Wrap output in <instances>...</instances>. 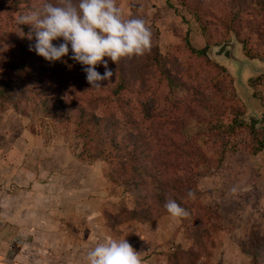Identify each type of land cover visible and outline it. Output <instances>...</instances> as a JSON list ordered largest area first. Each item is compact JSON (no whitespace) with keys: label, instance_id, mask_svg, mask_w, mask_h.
Listing matches in <instances>:
<instances>
[{"label":"rangeland","instance_id":"rangeland-1","mask_svg":"<svg viewBox=\"0 0 264 264\" xmlns=\"http://www.w3.org/2000/svg\"><path fill=\"white\" fill-rule=\"evenodd\" d=\"M116 2L123 19L145 21L152 42L142 56L123 58L118 64L109 60L112 82H102L99 89L90 88L79 63L64 57L67 63L50 64L29 50L34 40L22 36L20 29L28 33L30 26L18 25L17 20L41 10L45 0H3L0 6V60L10 55L9 62L16 63L0 66V90L6 92L0 97V143L16 142L18 156L13 160L18 171H36L39 190L70 193L69 204L59 203L55 214L63 211L71 221L45 225L50 237H61L66 244L48 247L54 249L53 264H85L101 236L125 237L141 252L142 264H264V149L252 154L264 133V0ZM233 42L237 49L231 52ZM206 46L205 55L191 51ZM221 46L225 48L216 56ZM23 60L27 67L20 72L18 62ZM96 70L101 75L105 71L102 65ZM118 84L124 85L120 95L130 100L125 104L127 116L137 122L136 131L145 133L153 153L179 141L177 120L191 118L187 128L192 133L197 128L212 131L197 142L203 150L225 147L222 161L210 170L192 167V173L178 166L143 185L128 178L131 169L126 176L113 174L109 163L79 156L83 139L73 123L75 110L64 122L63 116L51 118L41 109H27L24 99L18 105L22 90L31 88L81 102L98 93L111 96L107 87ZM113 107L109 116L119 122L123 114L115 103ZM237 113L239 120L255 121L254 135L237 127L230 144H225L221 133L215 135L223 131L216 125ZM178 177H189L184 189L195 194L182 200L189 215H159L158 199L173 196V180ZM158 187L163 194L156 192ZM96 209L100 220L80 217ZM255 251L263 261L254 257Z\"/></svg>","mask_w":264,"mask_h":264},{"label":"trees","instance_id":"trees-1","mask_svg":"<svg viewBox=\"0 0 264 264\" xmlns=\"http://www.w3.org/2000/svg\"><path fill=\"white\" fill-rule=\"evenodd\" d=\"M2 3L3 0H0V6H2ZM206 50L207 46L201 50L191 49L192 52L199 55H205ZM10 58H12L10 55L1 58L0 66L5 65L10 67L13 65L9 62ZM2 61L4 64H2ZM26 67L27 62L25 60L18 62V71L20 70L21 72L23 69H26ZM123 89L124 85L122 84L112 87L111 90L107 87L106 92L111 96L103 97L98 93L90 98L85 97L83 101L78 102L77 100L55 98L43 90L31 88L27 91L22 90L23 98H20L18 105L21 104L24 99L23 104L27 109H41L51 118L63 116L62 120L64 122L72 118V110H75L73 123L76 126L75 130L77 135L83 139V150L79 153V156H93L94 158H99L109 163L113 174L117 173L126 176L131 169L128 178L140 182L143 185H147V183L153 179H160L172 170H177L176 168H178V166H181V171L192 173V167H194L195 171L201 168L210 170L215 163H220L222 161L226 153L225 147L212 151L203 150L202 145L197 144V142L201 138H208L212 134V131L205 129L198 130L197 128V132L195 131L192 133V131L187 128L191 123V118H187L186 122L177 120L176 124L180 131L179 141H171L168 149H154L155 151L153 153V147L148 143L145 133L142 131L138 132V130L136 131L137 122L127 116L125 104L129 105L130 100L120 95ZM29 93L31 96L26 98V94ZM4 94H6L5 90H0V97ZM14 97L15 95L12 96L11 99H14ZM115 97L116 99H114ZM114 103L116 109L123 114V119L119 122L111 119L109 116L115 112V110H113ZM97 109H99L100 113H96ZM196 121L197 124H199L205 122L206 118ZM254 126L255 121L247 123L239 120L237 113L227 123L216 125V129L223 131H216L215 135L221 133L223 142H225V144H230L231 136L234 134L237 127L250 130V133L254 135ZM212 127L213 126H211V128ZM263 149L264 133L263 138L257 142V146L252 154H256ZM166 159H172L171 163ZM120 170L123 172H119ZM188 175L190 176V174ZM172 180V178L168 179L169 182ZM185 180L188 181L189 177H186V179L184 177V180L179 179V177L177 179L175 178L173 180L174 187L171 192L173 196H162L158 199L157 204H159L161 208V214L159 215L168 214L164 207L168 200H175L181 207L187 210L186 205H184L182 201L185 196H187L186 194H188V190H185L183 185V182H186ZM161 185L164 184L161 183ZM160 188L161 187H158L156 189L157 193H162ZM261 256H263L261 253L255 251L254 257H256L258 261H263Z\"/></svg>","mask_w":264,"mask_h":264},{"label":"clouds","instance_id":"clouds-1","mask_svg":"<svg viewBox=\"0 0 264 264\" xmlns=\"http://www.w3.org/2000/svg\"><path fill=\"white\" fill-rule=\"evenodd\" d=\"M17 23L30 26L28 33L20 29L22 36L34 40L30 51L50 64L67 63L64 57L79 63L93 89L112 82L109 60L118 64L123 58L142 56L152 42L145 21L123 19L116 0H45L41 10L19 16ZM101 65L103 75L96 70ZM194 195L188 192L190 198ZM164 207L172 218L189 215L175 200H168ZM142 260L141 252L125 237L101 236L88 251L85 264H142Z\"/></svg>","mask_w":264,"mask_h":264},{"label":"crops","instance_id":"crops-1","mask_svg":"<svg viewBox=\"0 0 264 264\" xmlns=\"http://www.w3.org/2000/svg\"><path fill=\"white\" fill-rule=\"evenodd\" d=\"M16 146L13 140L0 143V264H53L52 248L66 244L61 237H50L45 225H64L65 214H55L60 211L55 206L69 204L70 193L59 190L54 195L50 187L39 190L36 171H18L17 159L13 160L18 156ZM92 216L100 220L101 212L85 210L80 217Z\"/></svg>","mask_w":264,"mask_h":264},{"label":"water","instance_id":"water-1","mask_svg":"<svg viewBox=\"0 0 264 264\" xmlns=\"http://www.w3.org/2000/svg\"><path fill=\"white\" fill-rule=\"evenodd\" d=\"M225 47L221 46L217 48V51H215V55L216 56H220V52L224 49ZM237 49V44H235L234 42L230 44V51L234 52ZM232 54V53H231ZM230 55V54H229Z\"/></svg>","mask_w":264,"mask_h":264}]
</instances>
